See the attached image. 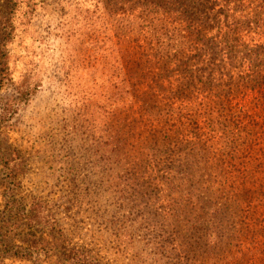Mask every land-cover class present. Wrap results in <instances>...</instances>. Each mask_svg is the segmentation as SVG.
<instances>
[{"label":"rangeland","instance_id":"374dc122","mask_svg":"<svg viewBox=\"0 0 264 264\" xmlns=\"http://www.w3.org/2000/svg\"><path fill=\"white\" fill-rule=\"evenodd\" d=\"M21 199L3 264H264V0H0Z\"/></svg>","mask_w":264,"mask_h":264},{"label":"trees","instance_id":"16d2710c","mask_svg":"<svg viewBox=\"0 0 264 264\" xmlns=\"http://www.w3.org/2000/svg\"><path fill=\"white\" fill-rule=\"evenodd\" d=\"M158 1L160 2L161 0H158ZM18 94H19V92H18ZM6 109L7 108H4L2 111L4 112V111H6ZM9 199H10L9 197H6V202ZM15 203L20 204V207H18V208H15V206L10 207L9 204H7L9 206V207H7V205H6L5 212H10V213H14V214H12L13 216H9L8 218L4 219L2 221V224H0V228L2 226L6 225V227H8V233H13V231L15 232V230L17 228L22 227V225L27 226L31 229H37L40 225V220L44 216L43 212L39 206V204L41 202H39L35 199H32L31 201L21 199V200L15 201ZM14 209L15 210L17 209L18 212L15 213ZM20 216H22V218H20ZM17 217H19L20 219H16ZM43 219L45 220V218H43ZM44 223H46V221ZM14 248L19 249V247L17 248L16 246ZM30 248H33V247H30ZM76 253H79V252L76 251ZM33 254L34 253L32 251L29 252V250H28V256L27 257L29 259H32V258H34ZM3 260H4V256L0 255V264H3L2 263ZM90 260H91V263H89V264H96V263H93L94 260H92L91 258H90ZM83 264H88V263L84 262Z\"/></svg>","mask_w":264,"mask_h":264}]
</instances>
